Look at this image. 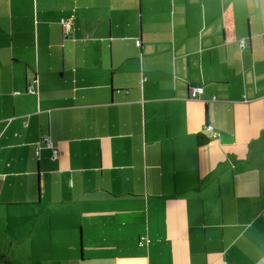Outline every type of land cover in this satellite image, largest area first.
<instances>
[{
    "label": "crops",
    "instance_id": "1",
    "mask_svg": "<svg viewBox=\"0 0 264 264\" xmlns=\"http://www.w3.org/2000/svg\"><path fill=\"white\" fill-rule=\"evenodd\" d=\"M0 264H264V0H0Z\"/></svg>",
    "mask_w": 264,
    "mask_h": 264
},
{
    "label": "built area",
    "instance_id": "2",
    "mask_svg": "<svg viewBox=\"0 0 264 264\" xmlns=\"http://www.w3.org/2000/svg\"><path fill=\"white\" fill-rule=\"evenodd\" d=\"M71 24L72 21H62V25L64 26V28L67 30V32L69 33L71 31ZM203 88H197L196 90L193 91L192 97L193 98H197L200 94L203 93ZM208 129L212 130V127H208ZM45 142H48V140H44ZM55 156H57V152L54 153Z\"/></svg>",
    "mask_w": 264,
    "mask_h": 264
}]
</instances>
